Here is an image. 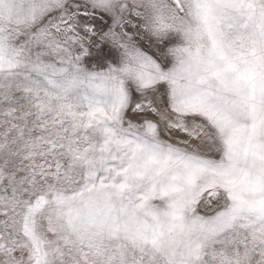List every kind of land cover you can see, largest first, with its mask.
Wrapping results in <instances>:
<instances>
[{"label": "snow or ice", "instance_id": "obj_1", "mask_svg": "<svg viewBox=\"0 0 264 264\" xmlns=\"http://www.w3.org/2000/svg\"><path fill=\"white\" fill-rule=\"evenodd\" d=\"M0 264H264V0H0Z\"/></svg>", "mask_w": 264, "mask_h": 264}]
</instances>
